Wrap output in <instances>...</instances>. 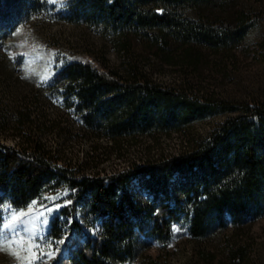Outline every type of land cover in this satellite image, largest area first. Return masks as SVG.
<instances>
[{
    "label": "trees",
    "instance_id": "trees-1",
    "mask_svg": "<svg viewBox=\"0 0 264 264\" xmlns=\"http://www.w3.org/2000/svg\"><path fill=\"white\" fill-rule=\"evenodd\" d=\"M44 12L45 0H0V204L11 205L0 215L49 193L60 194L62 203L46 217L42 243L37 240L36 255H51L32 264H124L138 257L144 240L167 243L181 215L195 239L264 217V101H229L188 81L163 85L133 53L138 41L164 62L178 58L195 68L208 52L240 44L264 18V0H67L57 17L108 33L126 62L116 67L103 52L77 57L35 45L41 59L31 66L38 70L23 71L24 56L11 55L16 36ZM53 102L61 107L51 117L42 107ZM62 110L76 124H63ZM221 114L179 153L112 172L91 166L94 160L77 162L44 138L70 137L75 126L116 145L141 134L185 131ZM7 137L17 143L7 144ZM246 258L245 245L230 247L227 264Z\"/></svg>",
    "mask_w": 264,
    "mask_h": 264
},
{
    "label": "rangeland",
    "instance_id": "rangeland-1",
    "mask_svg": "<svg viewBox=\"0 0 264 264\" xmlns=\"http://www.w3.org/2000/svg\"><path fill=\"white\" fill-rule=\"evenodd\" d=\"M66 1L45 0L46 12L30 17L18 32L16 49L11 51V55L15 60L24 56L21 60L23 71L38 70L31 66L41 59V54L33 47L35 45L69 51L77 57H87L90 52L95 55L103 52L109 65L120 67L124 64L128 56L115 50L108 33L83 23H68L57 17L56 11ZM30 52L33 55L25 57ZM133 53L143 56L140 61L143 69L153 80L163 85H181L188 81L195 90L213 93L229 101H264V18L230 52H208L195 68L182 63L178 58L164 62L138 41L134 43ZM37 78L38 81L42 79L40 76ZM52 104L42 107L51 117L54 107H61L55 102ZM62 112L68 119H62L63 124H76L69 111ZM223 117L224 114L206 117L181 132L146 133L132 139L125 138L116 145L105 138L95 140L88 137L77 131L75 126L70 137L59 138L50 134L44 138L48 145L60 148L67 157L77 162L94 160L95 164L91 166L96 165L105 172H112L126 167L132 161L177 154L188 143V139L206 134ZM5 142L14 146L17 139L7 137ZM60 198L57 193L45 194L43 198L18 211L20 222L16 224L15 230L4 228L10 212L0 215V264H28L29 261L32 264L47 258L44 252L36 255V249L31 253L20 252L17 257L12 254L17 249L7 245L15 232L21 236L29 235L25 229L34 231L40 239L39 243H42V235L48 226L41 220L62 205ZM238 245L247 248L245 264H264V217L247 220L239 226L227 223L225 228L214 229L205 238L195 239L190 235L188 219L181 215L179 220L172 223L171 239L167 243L144 240L140 242L138 257L124 264H146L144 257L151 258L147 264H227L230 247ZM64 248L62 242L57 251L59 255L64 253Z\"/></svg>",
    "mask_w": 264,
    "mask_h": 264
},
{
    "label": "snow or ice",
    "instance_id": "snow-or-ice-1",
    "mask_svg": "<svg viewBox=\"0 0 264 264\" xmlns=\"http://www.w3.org/2000/svg\"><path fill=\"white\" fill-rule=\"evenodd\" d=\"M10 210L11 209V205H3L0 204V211L3 210ZM18 211L15 212H10V217L9 220L4 223V228L5 229H13L15 230L16 228V224L19 221V216H18ZM41 222L43 224L47 223L46 219H42ZM26 232L29 233V235L27 236H21L18 232H15L13 238L11 239V241L8 243V247H15L17 249L16 252H13L12 254L19 257V253L20 252H26V253H31L33 252V249H37L40 247V245L37 243V240L39 239L38 236H36L34 231L25 229ZM7 239V238H6ZM63 241H60V243H62ZM50 246V245H49ZM54 251H58V249H55ZM46 255H51V253H45ZM28 264H31V261L28 262Z\"/></svg>",
    "mask_w": 264,
    "mask_h": 264
}]
</instances>
